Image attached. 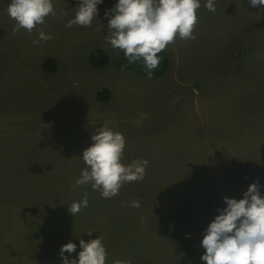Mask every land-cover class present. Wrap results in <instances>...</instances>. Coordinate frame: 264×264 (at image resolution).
Masks as SVG:
<instances>
[{"label":"rangeland","instance_id":"obj_1","mask_svg":"<svg viewBox=\"0 0 264 264\" xmlns=\"http://www.w3.org/2000/svg\"><path fill=\"white\" fill-rule=\"evenodd\" d=\"M200 2L196 39L177 37L149 79L142 58L129 64L105 40L118 0H103L91 27L71 28L79 0H53L56 17L31 34L13 33L11 0H0V264H62L64 244L78 259L80 239L99 237L106 264H205L204 232L224 197L242 199L257 180L264 197V5L215 0L211 12ZM39 31L53 39L34 45ZM100 49L107 63L92 61ZM77 68L86 71L70 75ZM64 80L76 101L54 85ZM105 124L126 139L125 165L149 161L144 180L111 199L75 187ZM85 195L74 217L69 206Z\"/></svg>","mask_w":264,"mask_h":264},{"label":"clouds","instance_id":"obj_2","mask_svg":"<svg viewBox=\"0 0 264 264\" xmlns=\"http://www.w3.org/2000/svg\"><path fill=\"white\" fill-rule=\"evenodd\" d=\"M102 3L103 0H79L74 19L65 27H91L99 15L98 5ZM249 3L252 7H260L264 0H249ZM200 7V0H118L105 12V17H110L105 40L112 49L122 50L129 64L142 58L151 79L153 70L161 63L159 53L175 43L177 37L196 39L193 33L199 22ZM205 7L215 12V0H207ZM7 11L16 22L13 33L23 29L31 34L38 25L45 24L49 16L55 18L57 15L53 0H11ZM51 39V34L39 31V39L32 42L35 45ZM91 139L94 143L82 154L87 168L82 170L75 187L91 184L102 198L111 199L119 194L124 184L144 180L149 161L134 160L127 165L122 162L126 147L122 133L112 131L105 124ZM224 201L227 207L218 210L219 215L204 232L202 247L206 251L201 260L205 264H264V197L260 194L259 181L248 187L242 199L224 197ZM88 203L85 195L81 201L72 203L69 211L75 217ZM130 206L140 208L141 202L134 200ZM92 232L87 231L89 236ZM79 244L82 251L78 259L65 255L76 252L75 243L61 247L62 264H106L108 253L100 237L88 242L80 239ZM116 264L130 262L117 261Z\"/></svg>","mask_w":264,"mask_h":264},{"label":"crops","instance_id":"obj_3","mask_svg":"<svg viewBox=\"0 0 264 264\" xmlns=\"http://www.w3.org/2000/svg\"><path fill=\"white\" fill-rule=\"evenodd\" d=\"M261 9H263V11H264V6H262V8ZM215 15V14H214ZM213 15V16H214ZM230 15H227L226 17H229ZM201 36V35H200ZM207 47V46H206ZM207 49L208 50H210L208 47H207ZM166 51V50H165ZM212 54H214V52H212ZM82 60V59H81ZM44 62L45 61H43V63L41 64L42 66H43V68L44 69H46L45 67H44ZM79 62V61H78ZM57 67H58V65H57ZM73 68H75V67H73ZM71 69V68H70ZM56 70H57V68H56ZM56 70L55 71H53L54 73H56ZM169 70V68L168 69H166L164 72H163V74L165 73V72H167ZM48 71V70H47ZM85 71H86V69H80V68H77V69H75V71H74V73H71L70 75H75V76H80L81 74H83V73H85ZM76 73H78L79 75H76ZM82 80H84V81H90L89 79H83L82 78ZM65 81L66 80H64L63 82H62V85H60V83L58 82V83H56V84H54L60 91H59V93H63L64 94V97H65V100H73V99H75V101H76V99L78 98V95H77V92H79L80 90L76 87V88H74V89H72L71 91H70V93L68 94L67 92H64V88H65V86H64V84H65ZM88 91H89V89H87ZM76 109L73 111V114H75L76 113ZM78 112V111H77Z\"/></svg>","mask_w":264,"mask_h":264},{"label":"trees","instance_id":"obj_4","mask_svg":"<svg viewBox=\"0 0 264 264\" xmlns=\"http://www.w3.org/2000/svg\"><path fill=\"white\" fill-rule=\"evenodd\" d=\"M104 57V58H103ZM92 61L95 63H107L108 59H107V54L104 50L100 49V50H96L95 52H93L92 54ZM123 64H121L122 66ZM128 67H132L129 66L127 64ZM44 67L48 70V71H55L57 68V62L51 59H46V61L44 62ZM109 90H106V94L105 95H98V97L100 98H108L109 97Z\"/></svg>","mask_w":264,"mask_h":264}]
</instances>
